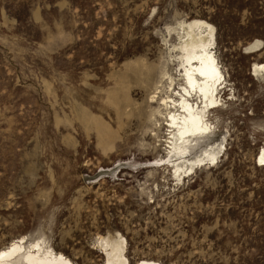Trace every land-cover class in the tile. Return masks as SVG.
Returning a JSON list of instances; mask_svg holds the SVG:
<instances>
[{"label": "rangeland", "instance_id": "1", "mask_svg": "<svg viewBox=\"0 0 264 264\" xmlns=\"http://www.w3.org/2000/svg\"><path fill=\"white\" fill-rule=\"evenodd\" d=\"M192 20L214 27L225 83L190 158L221 153L179 181L154 163L170 158L168 131L148 106L178 43L169 30ZM253 64H264V0H0V250L25 237L106 264L123 237L129 264H264Z\"/></svg>", "mask_w": 264, "mask_h": 264}, {"label": "bare ground", "instance_id": "2", "mask_svg": "<svg viewBox=\"0 0 264 264\" xmlns=\"http://www.w3.org/2000/svg\"><path fill=\"white\" fill-rule=\"evenodd\" d=\"M172 32L178 43L169 45V60L155 81L149 99L148 122L155 129L164 127L168 131L166 149L170 158L154 163L167 164L180 181L191 175L195 167L218 161L220 144L208 145L195 159H191L190 154L200 143L201 136L211 133L212 125L206 116L209 109L215 110L219 106V91L223 89L225 78L214 52L215 29L212 25L203 20H192L181 23L178 29L169 30V36ZM261 48V42L255 41L244 51L253 54ZM173 65L181 72L179 79L172 73ZM252 75H264V64H253ZM256 164L264 167V147L256 157ZM25 239L21 237L0 250V264H72L67 257L47 247L43 240L27 244ZM125 249L123 237L113 245L106 244V264H129ZM138 264L159 263L142 260Z\"/></svg>", "mask_w": 264, "mask_h": 264}]
</instances>
